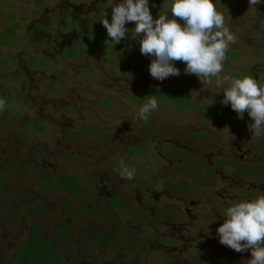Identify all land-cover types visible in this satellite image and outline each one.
Wrapping results in <instances>:
<instances>
[{"label": "rangeland", "instance_id": "rangeland-1", "mask_svg": "<svg viewBox=\"0 0 264 264\" xmlns=\"http://www.w3.org/2000/svg\"><path fill=\"white\" fill-rule=\"evenodd\" d=\"M214 2L236 41L226 52L220 76L202 83L185 74L180 61L179 76L153 79L149 57L130 35L129 44L114 50L89 47L83 52L78 37L100 26L105 10L110 19L112 0H0V31L21 24L15 44L0 47V264L30 259L34 253L28 239L35 233L39 246L54 244L59 253L56 261L42 264H248L250 251L238 253L220 244L216 229L234 202L264 194V136L251 135L247 112L240 119L221 103L222 77L240 78L255 69L264 85V4ZM170 7L171 0L150 1L154 18L170 13ZM54 14L61 22L66 17L78 21L79 29L61 34L64 41L56 45L61 48L51 51L43 43L55 36ZM40 19L43 31L34 29ZM126 27L133 28L134 22ZM73 44L77 55L68 59L62 51ZM32 59L50 63L27 68ZM153 86H188L197 108L159 104L147 119H139ZM202 105L231 113L233 121L204 118L198 110ZM26 120L46 121L47 133L27 127ZM88 125L102 128L105 135L87 131ZM205 136L210 140H201ZM124 144L141 145L145 152L139 156L144 155L121 160ZM179 147L183 156L174 157ZM121 162L134 171L133 179L121 178ZM46 168L54 184L59 174L70 172L76 184L80 181L81 195L48 187L53 184L44 179ZM140 179L150 185L141 186ZM104 185L119 192L124 203ZM87 198L102 214L94 213ZM36 257V262L46 259Z\"/></svg>", "mask_w": 264, "mask_h": 264}, {"label": "clouds", "instance_id": "clouds-1", "mask_svg": "<svg viewBox=\"0 0 264 264\" xmlns=\"http://www.w3.org/2000/svg\"><path fill=\"white\" fill-rule=\"evenodd\" d=\"M248 3L257 8L264 0ZM110 8V20L106 10L100 20L107 36L114 44L129 35L138 38L140 53L150 59L149 74L158 81L181 74L177 61L184 63L185 74L197 76L202 83L219 77L226 52L236 41L214 0H171L170 13L156 18L151 13L150 0H112ZM132 22L133 28L126 27ZM222 81L226 87L221 103L230 106L240 119L247 112L252 121L247 125L251 135L264 136V85L251 76L237 78L225 74ZM147 96L137 113L142 120L159 108L156 95ZM119 174L125 180L134 178L133 171L123 162ZM224 217L216 229L219 243L238 253L250 251L248 264H264V194L234 202Z\"/></svg>", "mask_w": 264, "mask_h": 264}, {"label": "trees", "instance_id": "trees-1", "mask_svg": "<svg viewBox=\"0 0 264 264\" xmlns=\"http://www.w3.org/2000/svg\"><path fill=\"white\" fill-rule=\"evenodd\" d=\"M150 1H152V0H150ZM164 1L165 0H158V2H160V3L164 2ZM57 17H58L57 14H54L53 16L50 17V19H51L50 23L52 25L56 26L55 36L52 38L46 37L44 40V43H43L51 51H53L57 48H61L60 46H56V45H57V43L64 41L63 36H62L63 34H66L69 30L79 29L78 21H73V20L70 21V20H68L69 18L66 17L67 20H64L61 22L60 20L59 21L57 20ZM64 23H67V24L64 25ZM20 26H21V24L19 22H14V24H12V26H9L4 31H0V47L13 46L15 44L16 37L18 36L17 31H18V28H20ZM45 28L46 27L44 25V20H42V19H40L34 23V29L35 30L43 31V29H45ZM30 34L33 36L36 33H34V30L31 29ZM35 37H36V35H35ZM78 38H79V39H77L78 44L80 43V45H82L81 49L83 52H86V53L88 52L89 47L96 48L99 50L110 51V50L116 49L118 46L127 45L130 43L129 39L125 38V39L121 40L120 43L114 44V42L111 41L110 38L107 36L106 29L104 28L102 23L100 26L94 25V26H91L90 28H87V31L83 30V32H81V36ZM73 46L75 47V49H72ZM73 46L66 47L62 51V54H64L68 59H72L77 55L76 44H73ZM228 57H229V59L231 58L230 60L235 59V57H233V56L228 55ZM49 63L50 62H46L45 60H42L41 62H37L36 60L32 59L31 62L29 63V65L28 66L26 65V66H27V68L38 67V66L42 67V66L47 65ZM226 67H229V66L226 65ZM250 70L251 71L246 70L242 74V76H251L259 82L260 78H258L256 74H253V71L255 72L256 70L255 69H250ZM8 91H9V88H8ZM52 92L59 93L60 89L59 88H54V89L52 88ZM146 95H156V98L158 99L159 104H164V105H168V106L175 105L180 110H184V111L190 110L191 111V110H195V108H197V100H196V97L194 95V92L188 86L187 87H185V86L177 87L174 89L167 88V87H161V86H153V87H150L148 89ZM147 98H149V97L147 96ZM7 101H8V97H7ZM101 105L103 107H112V105L106 101H101ZM228 107L231 109L230 106H228ZM66 110L72 111V108L70 106H68V108ZM198 110L200 111L201 115L204 116V118L209 119V120L227 121V122L233 121L234 115H232L231 113H229V114L225 113V111L219 107L210 106V105L209 106L202 105L200 108H198ZM26 121L28 122L27 127H32L38 133H47L48 127L45 123L46 121H32V122H29L28 120H26ZM29 123H31V125H29ZM85 129L87 131L94 133V134H99V131H101L102 133H100V134L105 135V130H103L102 128H100L98 126L88 125L85 127ZM67 136L69 138H73V139L75 137L72 133H67ZM201 140L205 141V140H210V139L208 136H205ZM179 149L180 150H178L177 154L173 155L174 157L178 156V155H180V156L182 155L180 153V151H182L183 148L181 149V147H179ZM256 149H259V148L257 147ZM141 151L143 153L145 152V150L143 149V147L141 145L130 144V145H125L126 155L120 154V153H118V155H120L119 158L121 160H126L127 157H142L144 154L139 156ZM67 155H68V153L66 151L62 152L63 157H66ZM105 161H106L105 164L110 165V160L106 159ZM129 163L133 164V161H129ZM115 167H117V165H115ZM46 171H48L47 175L48 176L50 175V177L46 176V178L48 177L49 179L44 178L45 181L48 180L47 184H49V183L53 184V187L50 185H48V187L63 189L67 193L74 194L76 196L81 195V193L83 192V189H81V187H78V184H79V186L81 185L80 181L78 184H76V180L74 179V177L68 176V174L70 172L60 171V172H62L61 174H59L60 182L58 184H54L53 182H51V178H52V176H54V174L48 168H46ZM151 177H153L152 174H151ZM147 183H148V181H146L144 179H140V185L141 186L145 187V185H147ZM74 186L76 188H74ZM104 188L110 195H112V196L115 195L116 198L121 197L122 204L124 203L123 202V196L119 192H115L110 186H107V185H104ZM87 199H90L93 202V200L91 198H87ZM94 205L96 208V209H94V213L98 212V213L102 214V212H99L98 206L95 203H94ZM32 231H31V233H32ZM35 232H37V231H35ZM36 237L37 236L35 233L34 236L31 235V237L28 239V240H31L30 241L31 244L29 246H31V248L33 249V251L31 250L32 252L31 251L30 252L34 253V255H31L30 259H28L27 261L25 260V263H22V264H26V262L28 264H42L44 262H49L47 260H50V262L56 261L57 260L56 257H57V255L59 256V253L56 251L55 245L54 244L48 245V244H46V242H44V244H43L41 242L40 246H39L38 241L35 240ZM66 237H67V234H66L65 238ZM93 238H95V236ZM95 241H97V240H95ZM97 242H103V241H97ZM128 245H130V243ZM38 249L41 252H38ZM42 251H44V252L42 253ZM35 252H37L36 255H35ZM40 253H42L46 259L43 261L38 259L36 262V259H37L36 256L42 255Z\"/></svg>", "mask_w": 264, "mask_h": 264}, {"label": "flooded vegetation", "instance_id": "flooded-vegetation-1", "mask_svg": "<svg viewBox=\"0 0 264 264\" xmlns=\"http://www.w3.org/2000/svg\"><path fill=\"white\" fill-rule=\"evenodd\" d=\"M50 38H52V37H50ZM212 159V158H211ZM263 163V162H262ZM264 164V163H263ZM226 170V169H225ZM262 173H263V171H262ZM257 175H259V174H257ZM233 177V176H232ZM237 178V177H236ZM258 178V177H257ZM264 178V177H263Z\"/></svg>", "mask_w": 264, "mask_h": 264}]
</instances>
